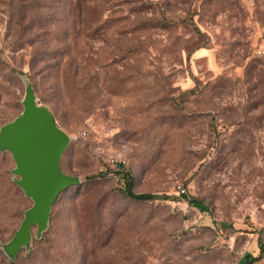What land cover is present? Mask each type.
Instances as JSON below:
<instances>
[{
    "label": "rangeland",
    "instance_id": "obj_1",
    "mask_svg": "<svg viewBox=\"0 0 264 264\" xmlns=\"http://www.w3.org/2000/svg\"><path fill=\"white\" fill-rule=\"evenodd\" d=\"M29 94L82 183L13 254L34 201L0 151V264H264V0H0V131Z\"/></svg>",
    "mask_w": 264,
    "mask_h": 264
},
{
    "label": "water",
    "instance_id": "obj_2",
    "mask_svg": "<svg viewBox=\"0 0 264 264\" xmlns=\"http://www.w3.org/2000/svg\"><path fill=\"white\" fill-rule=\"evenodd\" d=\"M67 145L68 138L53 113L37 104L33 94L27 96L22 114L0 131V151L11 153L16 164L14 174L19 177L17 184L34 201L11 243L13 254L30 243L34 227L38 234L46 229L60 195L82 183L79 177L61 169Z\"/></svg>",
    "mask_w": 264,
    "mask_h": 264
},
{
    "label": "trees",
    "instance_id": "obj_3",
    "mask_svg": "<svg viewBox=\"0 0 264 264\" xmlns=\"http://www.w3.org/2000/svg\"><path fill=\"white\" fill-rule=\"evenodd\" d=\"M122 167L123 166H120V169H121L120 171L123 174V179L125 181V188L122 191L124 196H126L127 198L134 200L136 202H150V201H155L157 199V196L153 195V194L136 193L134 191V179H133V177L131 176V174L129 172L123 170ZM94 178L95 177H91V178H89V180H92ZM190 204L194 208L199 210L200 212H207L208 211L207 206L199 200L192 199V200H190ZM255 261H256V258H251V260H249V257H248L245 264H254Z\"/></svg>",
    "mask_w": 264,
    "mask_h": 264
},
{
    "label": "built area",
    "instance_id": "obj_4",
    "mask_svg": "<svg viewBox=\"0 0 264 264\" xmlns=\"http://www.w3.org/2000/svg\"><path fill=\"white\" fill-rule=\"evenodd\" d=\"M181 192L184 194L185 193V190H181Z\"/></svg>",
    "mask_w": 264,
    "mask_h": 264
}]
</instances>
